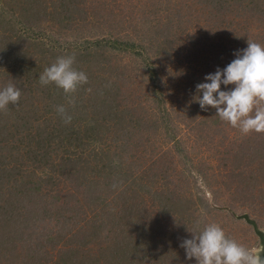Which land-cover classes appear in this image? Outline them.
<instances>
[{
    "label": "rangeland",
    "instance_id": "1",
    "mask_svg": "<svg viewBox=\"0 0 264 264\" xmlns=\"http://www.w3.org/2000/svg\"><path fill=\"white\" fill-rule=\"evenodd\" d=\"M76 4L81 11L73 23L52 15L22 28V36L32 40L21 43V62L9 69L0 64V87L12 81L22 91L18 106L0 112V162L9 158L14 164L19 155L25 176L52 178L37 197L24 200L17 184L0 171V206L12 203L22 218L34 210L33 230L54 236L47 251L33 249L37 252L30 261L60 264L59 248H70L72 259L81 257V264H197L180 244L192 238L188 230L209 223L248 248L264 246L249 221L264 232V133L243 135L221 121L215 109L204 111L194 101L196 85L231 63L248 39L264 45V0ZM8 14L5 21L12 18ZM128 44L134 48L120 49ZM63 55H74V66L88 76L89 82L73 94L74 107L63 90L41 86L38 79ZM97 62L107 76L92 78ZM233 87L222 85L221 90ZM160 94L163 105L155 103ZM103 102L123 110L126 123L110 120L108 110L98 113L96 105ZM57 105H65L72 120L84 117L79 122L85 128L104 119L113 125L110 131H117L84 139L82 148L67 142L56 152L49 147L46 164L40 157V164H31L29 145L18 149L12 138L19 135L10 121L21 114L28 129L35 115L54 112V121H61L53 110ZM164 106L177 111L170 113V123ZM71 158L81 161L59 167ZM5 218L0 213L2 228L11 223Z\"/></svg>",
    "mask_w": 264,
    "mask_h": 264
},
{
    "label": "trees",
    "instance_id": "2",
    "mask_svg": "<svg viewBox=\"0 0 264 264\" xmlns=\"http://www.w3.org/2000/svg\"><path fill=\"white\" fill-rule=\"evenodd\" d=\"M77 2L78 0H0V64L7 65V69H9L12 65L14 67H17L18 64L21 62V54L23 53L21 51V43L27 42L28 40L31 39V38L27 39L28 37L25 39L22 36L21 33L22 28L29 27L28 25L29 23L31 24L35 23L39 21L43 16H46V18L51 19L52 15L53 17L56 16L59 19L62 18L67 22L73 23L75 19V18L73 19V16L77 15V13L81 11V8L76 4ZM19 12L23 16L20 19L17 18ZM6 13L7 14L9 13L10 15L9 14L8 15L12 17L11 19H8V21L4 20L5 16L7 15ZM4 42H8V43L4 45ZM132 46L134 48V45L128 44V45H124L120 49H130L132 48ZM8 50L16 53L17 55L13 57V55H10L11 53H9ZM86 55L89 57V54ZM18 57L20 58L18 59ZM103 60L104 59H102V61ZM95 64H97L96 66L99 67H96ZM95 64L94 65L92 64V66L96 67L94 70L95 72L93 73L94 75H92V78L98 79L99 77L97 75L105 76L106 72L104 68L101 66V62L99 63L97 62ZM92 66L90 67L92 68ZM117 70L118 69L115 68L112 69L111 72L115 73ZM156 96L157 97L155 103L158 104L160 102L163 105L162 99L159 98L161 94ZM104 103L105 102L102 103L101 107H98V104L96 105V108H101L97 110L98 113L108 110L111 114L110 120L118 119V121L126 123L125 121L126 116L122 114L124 112L123 110L118 111L117 110L118 106L116 108L110 106L109 104H104ZM164 112H165L164 119L167 120L166 121L167 123L172 122L170 113L171 115L173 114V116H176L177 114L176 110L170 112L169 108L166 106H164ZM119 113L121 115H119ZM54 114L56 113L54 112ZM54 114H46L38 117H36L35 115L34 118L32 117L31 121L28 120V123L31 122L32 124L31 126H28L29 127L28 129L26 125L23 123V121H21V119H25V116L22 117L21 114L20 115L17 114L16 118L12 117L10 121L12 124H14L12 125L14 127L13 133L17 131V133L14 135H19L18 137L12 138L13 140H15V143L19 144L18 149L20 150L21 145L24 144V142H27V144L29 145L28 158L33 159V162H31V164H35V163L40 164L41 160L42 162L44 160V163L46 164L47 162L45 161H47V159L49 158L47 152V150H49V147L54 146L53 151L56 152L57 149L62 148L64 142H67V144L70 146L82 148L83 145L86 146L85 143H83L84 139H86L87 141L89 140L93 141L91 139L96 138L95 137L96 135L111 136L114 132L117 131L116 129L110 131L111 130L110 127L113 125L109 124V121H106L104 119L101 120L97 119L98 120L97 123H95L90 128H85L84 123L79 122L84 117L83 118H81V116L80 118L75 117V119L71 121V124H64L62 120L54 121L53 119ZM18 119H20L21 121L20 126H18V122H17ZM33 125H35V127H33ZM73 137L74 139H72ZM11 150L14 151L13 148H11ZM93 151H95V149H93ZM76 152H77L76 149L72 151V155H76L77 154ZM9 153L11 156L12 155L11 152ZM18 156L17 158H15L16 162L14 164L11 163L13 160L9 158L4 160L3 162H0V171L2 173L7 172L5 176H7L8 181L17 184L18 189L21 191V197L24 198V200L34 199L35 197H37L38 191L40 192V190H43L44 184L51 182L52 178L48 180H44V179L34 180L28 176H25L21 164L17 162V160H21L20 159L21 156L19 157ZM38 157H40L41 160ZM80 161L81 160H74L71 158L68 161L66 160L63 164H60L59 167H62L63 169V167H68L71 163L74 162L77 163ZM81 182H80L81 185H83L84 180ZM88 185L90 187V183H88ZM0 213L2 215H4L5 213L6 215L5 222L6 220L11 222V223L6 222L7 225L6 224L4 225V227L9 232H7L5 228H2L0 226V264H7V263L16 264V262L18 264H22L23 260L25 261V264H35V263L45 264L43 260L30 261V259L34 258V253L37 252V251H33V249L35 248L36 250L37 249L40 250L44 247L47 251L48 249L47 247L48 245L51 244V241L53 240L54 236L53 237L51 236V231L42 233L33 230V224L35 223L33 222L35 218L34 210L27 211V216H24L25 218H22L23 217L22 212L21 211L15 212L12 203H9L6 206H0ZM20 216H21V224L19 222ZM246 218L248 219V217ZM249 221L251 224L255 226L256 232L258 235H260L264 245V232L257 228L256 223L254 221L252 220ZM114 222L118 224L116 218ZM116 232L118 231L116 230ZM115 235L113 236L115 237ZM33 241L36 242V244H34ZM85 243L86 242H84V244ZM108 245L109 244L105 245L103 249L104 254L106 253L105 250H107ZM59 251L61 253L60 264H81L83 262L81 257L77 261H74L72 259L73 254L70 248H66V249L59 248ZM117 252L118 250H116V252H112L113 256L114 253L119 254V252L118 253ZM113 256L110 255V257Z\"/></svg>",
    "mask_w": 264,
    "mask_h": 264
},
{
    "label": "clouds",
    "instance_id": "3",
    "mask_svg": "<svg viewBox=\"0 0 264 264\" xmlns=\"http://www.w3.org/2000/svg\"><path fill=\"white\" fill-rule=\"evenodd\" d=\"M235 55L224 69L218 68L205 76V82L196 85L194 101L204 111L209 106L215 109L221 121L243 135L264 133V45L248 39L247 48ZM75 64L74 55L59 56L38 78L41 86L55 85L63 90L67 104L73 107V94L89 82L87 74ZM222 85L234 87L222 91ZM21 95V89L12 81L0 87V112L7 111L9 105L18 106ZM55 111L64 124L71 123L72 115L65 105H57ZM188 231L192 238L183 239L180 247L189 261L195 259L197 264H264V246L248 248L228 238L219 224L209 223L202 230Z\"/></svg>",
    "mask_w": 264,
    "mask_h": 264
}]
</instances>
